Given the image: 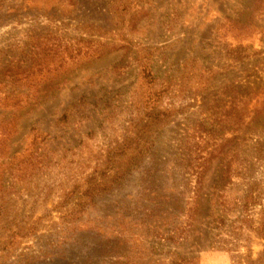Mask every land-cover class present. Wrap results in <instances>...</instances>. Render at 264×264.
<instances>
[{"label":"rangeland","instance_id":"obj_1","mask_svg":"<svg viewBox=\"0 0 264 264\" xmlns=\"http://www.w3.org/2000/svg\"><path fill=\"white\" fill-rule=\"evenodd\" d=\"M263 214L264 0H0V264H246Z\"/></svg>","mask_w":264,"mask_h":264},{"label":"trees","instance_id":"obj_2","mask_svg":"<svg viewBox=\"0 0 264 264\" xmlns=\"http://www.w3.org/2000/svg\"><path fill=\"white\" fill-rule=\"evenodd\" d=\"M241 96H242V94L240 95V97ZM239 102H240V104H244L245 100L243 98H240ZM243 120H244V115L240 112L238 119H237V124L241 125L243 123ZM199 196H201V194L198 191L197 196H195L194 201H193L194 204L199 203ZM260 229H261V231H264V214H263V221L260 224ZM193 233H198V229H194ZM261 233H263L262 235H264V232H261ZM201 239H202V237L198 240H197V238H192V242H190V244H188V247L201 248L202 247ZM182 258H183V260L181 262H179L178 264H190L192 262V260L194 258H196V256H194L192 254H187L185 257H182ZM245 261H247L246 264H264V250L262 251V253H260V255L256 259H251L248 256Z\"/></svg>","mask_w":264,"mask_h":264}]
</instances>
